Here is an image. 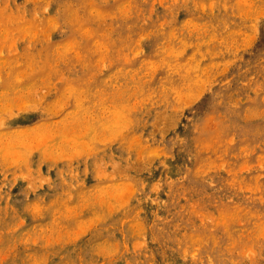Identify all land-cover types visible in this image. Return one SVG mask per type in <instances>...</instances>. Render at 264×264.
Listing matches in <instances>:
<instances>
[{"label":"rangeland","instance_id":"374dc122","mask_svg":"<svg viewBox=\"0 0 264 264\" xmlns=\"http://www.w3.org/2000/svg\"><path fill=\"white\" fill-rule=\"evenodd\" d=\"M0 264H264V0H0Z\"/></svg>","mask_w":264,"mask_h":264}]
</instances>
